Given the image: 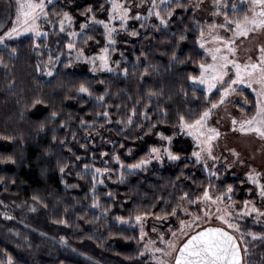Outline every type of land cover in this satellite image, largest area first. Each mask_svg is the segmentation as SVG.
<instances>
[{"label":"trees","instance_id":"trees-1","mask_svg":"<svg viewBox=\"0 0 264 264\" xmlns=\"http://www.w3.org/2000/svg\"><path fill=\"white\" fill-rule=\"evenodd\" d=\"M10 2L13 0H0L4 30L11 26L15 12L14 2L8 8ZM101 3L105 9L109 7L105 0L79 5L57 0L49 9L68 11L78 28L87 20L80 13L89 6L98 19L107 20ZM149 6L150 0H146L141 8L133 9L132 15L139 11L141 18L127 23V30L116 24L115 43L109 48L114 71L99 78L65 69L66 44L73 40L67 34L69 28L59 32V17L51 16L52 24L46 22L47 37L36 38L39 48L33 47L30 36L10 41L18 54L10 61L5 55L9 67H0V137L12 139L0 138V160L11 156L16 162H0V177L4 178L0 182V259L7 252L16 264H155L136 258L139 231L116 217L132 220L144 213L163 217L164 212L170 213L179 205L183 192L195 198L209 183L215 184L218 192H224L230 184L235 188V199L247 198L239 195L247 187L233 185L232 179L217 181L189 158L153 163L132 174L113 159L119 155L127 167L148 158L150 149L158 143L156 132L172 135L180 114L189 110L198 114L209 107V100H219L218 91L206 98L204 90L188 79L190 74L199 75L198 64L205 59L195 43L199 33L191 7L187 12L176 9L169 27L161 26L157 31L153 25H159V21L147 16ZM195 19L198 20L196 15ZM185 26L189 29L187 38L177 46ZM132 30L139 35L131 36ZM85 32L93 39L84 43L79 37L76 49H83L87 55L101 53L107 44L103 27L92 25ZM173 51L177 53L176 61L171 58ZM49 56L59 57L53 76L36 70V65L43 66ZM181 60L185 62L180 63ZM81 83L90 88L91 96L77 92ZM100 95L105 96L104 101L96 99ZM36 98L45 104L33 107ZM160 109L167 111L166 119L161 117ZM53 111L57 113L55 118L51 117ZM104 111L109 113L107 119L97 115ZM145 112L150 120L145 119ZM129 116L133 123L126 125ZM151 123L157 126L145 135ZM85 165L89 168L85 169ZM61 166H66L64 173L59 171ZM95 168L109 171L97 174L94 185ZM33 196L38 200H33ZM94 200L97 207H93ZM10 208L15 209L18 220L5 219L3 212ZM23 208L25 214L20 213ZM23 220L26 227L21 225ZM60 220L67 224L59 223ZM245 225L256 232L264 231L262 225ZM12 227L20 233H9ZM62 237L66 243L53 242ZM249 244L247 264H264V241Z\"/></svg>","mask_w":264,"mask_h":264},{"label":"snow or ice","instance_id":"snow-or-ice-1","mask_svg":"<svg viewBox=\"0 0 264 264\" xmlns=\"http://www.w3.org/2000/svg\"><path fill=\"white\" fill-rule=\"evenodd\" d=\"M15 5L14 16L11 19V26L5 29V24L0 22V67L7 69L8 63L5 61V55L10 61L17 56V48L13 47L10 41L18 40L22 36H30L34 48H39L40 44L36 43V38L41 36L47 37L48 33L42 30L41 23L47 22L52 24L51 16L59 17L57 23L59 25V32L64 33L66 29V23L68 28H71L73 22V16L68 11H51L49 6L54 4V0H13ZM13 2L8 4V8L13 7ZM109 5L107 9L104 8V3L100 4V9L106 11L107 20L98 19L91 6H89L84 12L80 14L86 16L87 20L80 23V32L68 31L70 37H81L83 42L87 43L88 40L93 39L92 36L87 35L85 29H88L92 25H101L104 30V35L110 44H114L113 34L117 32L116 21H119V27L127 30V21L129 19L139 20L141 14L139 11L135 12V15H131L133 9L141 8L146 0H140L139 3H134L133 0H105ZM204 0H195V3L183 2V0H150V6L147 8V16L155 17L159 21V25H153V27L159 31L160 27L168 28L172 22V18L176 13V9H183L185 12L191 9L195 14V11L200 9ZM241 3L247 4V9L241 16L235 3L231 4V14L228 11L229 0H212V5L215 11L213 16H223V22L217 23L214 19L210 23L201 25L200 20L195 19L193 15L194 23L197 26L199 35L195 39V43L199 49L203 50L205 59L198 64L199 75H189L188 79L192 84H198L203 86L206 98L213 93V90L219 92V100L217 102H211L209 100V107L204 108L198 114L189 110L186 114H180L178 116V124L174 125L177 130L169 136L164 135L162 132H156L161 140L167 141L170 145L173 137L177 135H185L191 137L194 142V148L191 152V157L195 158L196 163H200L207 157L213 161L219 158L213 155V141L217 140L221 133L208 124L209 119L213 114V110L217 109L220 105H224L228 102V98L233 94H242L245 89H251L255 94L254 112L251 115H246L244 118L237 120L232 118V131H239L242 134H254L258 139L264 140V44L258 46V55L255 60L252 56H248L247 60L241 62L238 58L237 40L240 38L247 39L251 34L257 32H264V0H241ZM141 27H144L141 24ZM187 26L180 34L177 46L180 41H184L187 38L188 32ZM220 30L224 33H231L230 36L222 35ZM131 36L136 37L139 33L136 30H132L129 33ZM47 45L45 44V47ZM69 52L76 48L75 41H71L66 44ZM104 55L97 57L84 56L83 49L77 51V60L84 59L91 65L90 71L93 73L97 71H114L110 67L108 62V48L102 49ZM171 58L173 61L178 60L177 53L172 52ZM191 59V57H188ZM59 60V57H48V62L43 66L41 64L36 65L37 71L44 72L47 76H53L55 62ZM97 60L99 63H97ZM180 63L185 61L181 60ZM119 64V61L116 62ZM51 65V66H50ZM71 61L66 66H70ZM125 75L127 69H123ZM148 68H145V74H147ZM103 83V81H100ZM78 93L92 95V92L88 86L81 83L77 89ZM149 95H155L150 92ZM99 101H104L105 96L100 95L96 97ZM244 102L247 103V97L244 98ZM45 104L40 98H36L32 101V106ZM46 106V105H45ZM132 114H136V109H132ZM98 116L102 115L104 118H108L109 113L104 111L103 113H97ZM146 120H150L147 113H143ZM160 115L163 118H167V111L160 109ZM57 113L53 111L51 117L55 118ZM111 122V121H109ZM84 123V121H81ZM121 123V121H117ZM126 125L133 123L132 117L129 116ZM238 125V129H237ZM155 123H151L147 135L156 128ZM140 127V126H138ZM40 129H44V124H40ZM3 139L11 140L12 137L5 136L0 137ZM75 138V137H73ZM56 137L53 136V140ZM63 143V141H61ZM84 147V145H81ZM123 147V145H121ZM71 151V149H69ZM131 150L129 149V152ZM233 156L239 158V153L235 149H229ZM102 155H107L103 153ZM166 156L168 160L178 161L181 159L178 153H174L170 147H152L149 152L148 158H142L139 162L127 165L129 174H132L137 169H142L152 160L162 161ZM80 159L79 156L76 157ZM117 164L121 168L124 165L120 162L119 155L113 157ZM0 162L16 161L11 157H5ZM243 164V161H240ZM66 166H61L59 171L64 173ZM85 169L89 166L85 165ZM187 167V165H185ZM204 167L207 168V163H204ZM230 168L231 165H226ZM251 168V166H249ZM109 169H94L93 184L96 182V175H102L104 172H108ZM261 173L255 170H250L246 173L247 182H250L255 186V195L264 202V183L261 182ZM210 177L218 178V173L215 171L209 172ZM3 177H0V182H3ZM179 179V177H177ZM121 181H123V172L121 173ZM103 183V180L99 181ZM14 183V181H13ZM245 183V181H241ZM249 194L253 192V189H248ZM234 189L232 185H228L224 192H218L215 190V186L211 183L208 186L203 187L202 194L195 196V198L189 197L188 192H183L180 199L187 202L189 205L196 206V214H193L188 209L173 207L171 212H164L163 217L156 216L157 220L166 219L167 217H177L179 213L184 212L187 219L179 220L178 228H169L171 238L165 239V234L159 233V244L164 245L160 247L157 245L156 240H145L147 233L143 227V216L148 215H136L134 222L138 224L140 235L139 241L141 244L140 249L137 252V259L144 257L146 254L150 255L155 261V264H244V257L248 255V245L244 242L245 236H250L253 241L260 239L264 240V232L257 233L251 230L245 231L240 221L246 220V218L252 217L255 222L259 223L261 218H264V209L258 207L253 200L245 199L242 202V207H237L233 200ZM111 196V193H109ZM33 200H38V197L33 196ZM0 203H3L0 201ZM98 204L93 202V207H97ZM214 209V210H213ZM35 211V209H32ZM255 214V215H254ZM5 219H13V217L5 213ZM116 219L122 224L132 223L131 219L125 220L123 217H116ZM217 220L226 227H201V223H209L211 220ZM59 223L67 224L66 220H60ZM231 230V231H229ZM153 232L157 229L153 227ZM179 232V237L177 236ZM239 234V238L236 234ZM183 238L182 242L177 243V240ZM61 243H66L64 238H61ZM243 245V247H241ZM159 254V255H157ZM0 264H16L12 255L5 252L4 258L0 259Z\"/></svg>","mask_w":264,"mask_h":264},{"label":"rangeland","instance_id":"rangeland-1","mask_svg":"<svg viewBox=\"0 0 264 264\" xmlns=\"http://www.w3.org/2000/svg\"><path fill=\"white\" fill-rule=\"evenodd\" d=\"M57 1V0H54ZM73 5H79L82 3H85L90 0H70ZM191 3H195V0H191ZM235 3L237 5V8L239 10V14L242 16L245 10L247 9L246 3H241V0H229L228 4V11L231 14V4ZM191 7V6H190ZM215 11V8L212 5V0H204L203 4L201 5L200 9L195 11V15L200 20L201 25H205L206 23L212 22L214 19L217 23L223 22V16H213L212 13ZM132 15V13H131ZM133 19H129L127 23L132 22ZM116 24L119 23V21L115 22ZM66 28H68L66 23ZM42 30L46 32V22L41 23ZM118 27V25H116ZM69 31H76L79 33L81 30L80 28H76L74 21L72 22L71 28H69ZM222 35H228L230 36L231 33H224L223 30H220ZM114 35V34H113ZM44 37V36H41ZM72 40L77 41L79 37H71ZM114 39V38H113ZM76 43V42H75ZM106 47L108 48V62L111 68L112 65L110 63L109 59V52H110V43L107 40L106 41ZM237 45L239 46L238 49V58L241 60V62L247 60L248 56H252L253 60H255L256 56L258 55V46L261 44H264V32H257L254 34H251L247 39L240 38L237 40ZM77 49L75 48L71 52L66 53V64L65 69L75 71V72H81V73H87L93 77H101V74L106 73L108 71H97L93 73L90 71L91 65L88 64L84 59L77 60ZM84 52V51H83ZM101 55H104L103 52L97 53V54H90L87 55L84 52V56L86 57H99ZM55 59V58H53ZM69 61H71L70 66H66L69 64ZM48 62V61H47ZM46 62V63H47ZM58 62V61H57ZM55 62L54 65V71L56 68V65L58 64ZM45 63V64H46ZM97 63L99 61L97 60ZM44 65V64H43ZM51 66V65H50ZM44 73V72H43ZM47 76V75H46ZM195 87L202 88L203 86L198 84H192ZM217 90H213L215 92ZM248 92L253 96V99L249 96ZM247 97V103L244 102V98ZM254 103H255V94L251 91V89H245L242 94H233L228 98V102L224 105H220L217 109L213 110V114L211 118L208 121L209 126L217 128L221 136L213 141V155L218 157L219 159L216 161H213L211 159H208L205 157L204 160H202L200 163H198L199 166L202 167L203 170L207 174H209L210 171H215L218 173V178L215 177L217 181H223V180H234V184H238V186L247 187V189L242 192L240 197H246V199L253 200L258 207H261L264 209V202H262L259 197L255 195V186L252 185L250 182H247V176L246 173H248L250 170H255L256 172L261 173V182L264 183V140L258 139L254 134H242L238 130L232 131V123L231 120L233 117H235L237 120L244 118L246 115H251L252 112H254ZM238 129V125H237ZM158 143L153 147H159L163 149V147H170V149L174 153H178L181 158H189L193 161H195V158L191 157V152L194 148V142L191 137L185 136V135H177L173 137V140L171 144L169 145L167 141L161 140L160 138L157 141ZM229 149H235L236 152L239 153V158L232 155ZM165 160H168L166 156L163 158L162 161L152 160L151 163L146 165L142 169H137L138 171H142L143 169L149 167L151 164H163ZM171 161V160H168ZM240 161H243V164L240 163ZM207 163V168L204 167V163ZM226 165H231L230 168L226 167ZM251 166V168L249 167ZM127 168V167H123ZM200 168V167H199ZM127 170H129L127 168ZM136 171V170H135ZM241 181H245V183H241ZM215 186V184H213ZM233 187V186H232ZM253 189V192L249 194L248 189ZM233 193V200L235 201V204L237 207H242V202L239 199L234 198L235 194V188ZM179 207L188 209L193 214H196V206L195 205H189L187 202L180 200ZM32 211V208L30 209ZM214 210V209H213ZM25 209L23 208V211H20L21 214H25ZM5 213L7 215L13 217L14 219L18 220L19 217L17 216L15 209L10 208L6 212H3L4 217ZM20 214V215H21ZM255 215V214H254ZM157 215H154V213L148 214L146 216H143V227L145 232L147 233L145 240H156L157 245L160 247H163L164 245L159 244L158 240V234L163 233L165 234V239L171 238L169 228H178L179 227V220L180 219H187L184 212H180L177 217H167L166 219L157 220ZM162 217V216H161ZM132 223L124 224L128 227L135 228L139 231V225L134 222V219H132ZM247 221V222H246ZM243 229L245 231L251 230L254 231L252 228H247L245 225L247 223H250L251 225H262L264 227V218H261V221L259 223L255 222L252 217L246 218L244 221H240ZM21 225L26 227L25 221H21ZM208 225H216V226H222V223L220 221H217L215 219L211 220L209 223H201V227H205ZM155 227L157 229L156 232H153L152 229ZM246 227V229H245ZM17 231L13 229V227L10 229L9 233L17 234L20 230L16 227ZM29 229V228H28ZM231 231V230H230ZM264 232V231H263ZM20 233V232H19ZM261 233V232H257ZM239 238L238 233H234ZM140 235V231H139ZM177 236L179 237V232H177ZM60 240V239H59ZM183 238L180 237L179 240H177V243L182 242ZM257 241H264L257 239L253 241L250 236H245L244 242L248 245V249H250L249 242H257ZM54 243L61 242L56 239L53 241ZM137 248L140 249L141 244L138 239ZM243 247V245H241ZM250 253V250L249 252ZM159 255V254H157ZM143 259H146L147 261H152L155 263V261L152 259L150 255H145L142 257ZM244 264H247L246 256L244 257Z\"/></svg>","mask_w":264,"mask_h":264},{"label":"water","instance_id":"water-1","mask_svg":"<svg viewBox=\"0 0 264 264\" xmlns=\"http://www.w3.org/2000/svg\"><path fill=\"white\" fill-rule=\"evenodd\" d=\"M208 226H213V227H222V226H216V225H208ZM208 226H205V227H208ZM230 231V230H229ZM242 247V246H241Z\"/></svg>","mask_w":264,"mask_h":264}]
</instances>
